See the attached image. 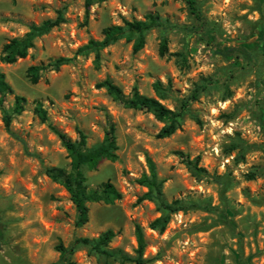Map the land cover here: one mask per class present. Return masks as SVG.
Returning a JSON list of instances; mask_svg holds the SVG:
<instances>
[{"label":"rangeland","instance_id":"obj_1","mask_svg":"<svg viewBox=\"0 0 264 264\" xmlns=\"http://www.w3.org/2000/svg\"><path fill=\"white\" fill-rule=\"evenodd\" d=\"M198 1L220 41L245 48L239 58L216 54L191 31L184 0H103L89 8L85 0H0V57L4 43L32 24L63 17L26 57L14 63L0 58L12 88L5 103L12 107L17 95L25 98L10 130L0 109V264H121L76 240L111 228L116 235L108 249L136 256L137 224L147 238V264H264V0ZM148 13L159 25L145 32L139 51L133 49L138 35L128 34L103 48L98 63L95 53L82 51L90 39L103 38L106 26ZM62 56L74 59L43 71L37 83L29 80L31 65ZM105 79L126 94L136 88L175 109L182 114L177 130L160 137L169 120L119 104L98 87ZM38 101L45 122L36 113ZM108 119L116 125L118 157L87 171L88 183L110 181L123 196L112 204L89 203V221L77 226L69 192L46 171L70 164L52 126L73 139L84 131L93 150ZM179 150L200 156L206 173L194 175ZM149 159L164 200L186 206L171 214L163 232L149 226L163 211L142 199L148 187L138 182L151 175ZM195 200L212 209L192 205ZM60 244L72 252L63 255Z\"/></svg>","mask_w":264,"mask_h":264},{"label":"trees","instance_id":"obj_2","mask_svg":"<svg viewBox=\"0 0 264 264\" xmlns=\"http://www.w3.org/2000/svg\"><path fill=\"white\" fill-rule=\"evenodd\" d=\"M103 0H85V5L89 8L95 2ZM190 9L193 17V24L191 31L200 34L210 45L216 54L223 56L225 59L239 58L240 54L245 51L244 47L227 46L224 45L218 36V28L216 24L209 19L205 14L201 3L198 0H184ZM158 16L153 13H148L145 19L126 20L123 25L115 24L106 26L103 29L102 39H90L89 42L82 48V51L95 53V62L98 63L100 59L101 50L108 45L118 41L124 35L129 37L138 35L133 49L139 51L145 45V32L159 25ZM63 21V17L59 14L55 19L44 20L41 24H32L30 29L21 36H15L4 43L1 60L5 63H14L20 58L28 55L31 48L35 46L36 39L47 33L53 27L59 25ZM166 45L164 44L161 53L164 54ZM74 58L58 57L47 64L31 65L28 68V77L32 83H37L40 79L41 73L45 70H58L62 65L68 64ZM98 87H103L107 93L119 104L133 109H141L155 114L161 120H169V123L160 130V137H168L172 135L178 128V118L182 114L178 113L175 109H170L165 106L160 100L154 97L140 94L135 88L130 94H126L118 85L110 79H105L99 82ZM12 90L9 82L6 80L5 73L0 69V109L3 114V120L8 130L15 114L22 111L23 102L25 98L17 95L15 103L12 107L7 106L5 97ZM37 115L42 121L48 120L46 109L42 106L41 102H37L35 107ZM60 138L62 145L65 147L68 156L70 157V164L68 168L64 167H50L47 168V174L55 181L60 182L69 192L71 200L77 212L76 224L83 226L89 221V203L91 202H104L106 204L115 203L123 196L122 192L116 185L110 181H105L97 185L88 183L87 171L98 169L99 165L104 160H115L118 157L117 150L118 144L116 139V125L108 119V127L104 135L102 143L93 150H87V135L82 130H78V137L71 138L66 133L58 130L52 126ZM176 153L181 157L182 161L191 169L194 175L201 176L206 173L205 168L199 165L200 156L190 158L189 155L179 150ZM151 168V175H143L138 179V182L148 187V191L142 196V199L154 200L159 208L163 211L162 214L150 222L149 226L152 229H157L163 232L171 220V214L179 210L186 209L179 199L167 203L163 198L162 184L163 182L158 179L154 162L149 159ZM192 205L203 206L209 208L204 201L195 200ZM214 209V208H213ZM225 217L228 216L225 213ZM228 219V218H227ZM226 219V220H227ZM136 237L138 247L136 249V256L122 254L120 251L109 250V244L116 235L113 229H107L96 238H78L77 243L89 245L97 252L106 254L107 257L120 261L121 264H126L127 261H132L135 264H147L150 259L144 256L146 247L148 245L145 236L144 228L136 225ZM62 254H67L72 249H68L62 244L58 246ZM72 264V262H71ZM106 264H110L107 262Z\"/></svg>","mask_w":264,"mask_h":264}]
</instances>
